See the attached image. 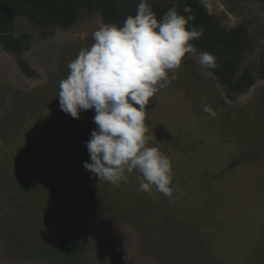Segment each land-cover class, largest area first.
Wrapping results in <instances>:
<instances>
[{
  "label": "rangeland",
  "instance_id": "1",
  "mask_svg": "<svg viewBox=\"0 0 264 264\" xmlns=\"http://www.w3.org/2000/svg\"><path fill=\"white\" fill-rule=\"evenodd\" d=\"M206 4L229 28L246 22L255 57L264 54V0ZM103 25L84 13L44 37L17 19L16 34L33 33L36 78L0 45V264H264V80L232 99L185 55L146 107L148 146L170 159L172 196L141 191L136 170L127 183L100 182L83 167L95 111L72 118L58 92Z\"/></svg>",
  "mask_w": 264,
  "mask_h": 264
},
{
  "label": "clouds",
  "instance_id": "2",
  "mask_svg": "<svg viewBox=\"0 0 264 264\" xmlns=\"http://www.w3.org/2000/svg\"><path fill=\"white\" fill-rule=\"evenodd\" d=\"M185 16L172 7L158 20L147 0H140L135 15L123 26L108 24L93 33L91 46L82 48L68 64L69 73L59 83L61 110L74 119L94 110L97 126L86 141L91 162L83 167L99 181L127 183L134 170L140 173V190L171 197L173 170L170 159L158 147L148 146L146 107L176 79L186 54L199 56L201 65L215 69L217 58L197 52L191 41L203 35L192 26L191 8ZM169 73H172L169 76ZM202 111L215 117L210 105Z\"/></svg>",
  "mask_w": 264,
  "mask_h": 264
},
{
  "label": "trees",
  "instance_id": "3",
  "mask_svg": "<svg viewBox=\"0 0 264 264\" xmlns=\"http://www.w3.org/2000/svg\"><path fill=\"white\" fill-rule=\"evenodd\" d=\"M159 20L168 9L177 7L182 15L187 5L194 20L189 28H203V35L191 43L197 52H209L217 60V67L209 69L227 95L236 97L248 93L260 80H264V54L255 57L256 38L246 22L229 28L212 13L206 0H147ZM140 0H0V45L16 58L18 68L28 78L39 76L26 54L32 48L33 33H15L19 18L29 20L42 30L44 37L52 29L68 30L74 27L82 14L101 15L105 25L119 27L127 16L135 15ZM188 55V54H186ZM113 264H129L116 258Z\"/></svg>",
  "mask_w": 264,
  "mask_h": 264
}]
</instances>
